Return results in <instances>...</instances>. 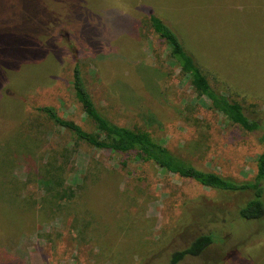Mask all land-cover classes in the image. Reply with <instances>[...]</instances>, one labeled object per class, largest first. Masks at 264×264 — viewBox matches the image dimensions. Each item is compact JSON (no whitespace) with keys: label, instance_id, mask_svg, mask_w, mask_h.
<instances>
[{"label":"rangeland","instance_id":"rangeland-1","mask_svg":"<svg viewBox=\"0 0 264 264\" xmlns=\"http://www.w3.org/2000/svg\"><path fill=\"white\" fill-rule=\"evenodd\" d=\"M151 11L264 128V0H0V264H171L210 232L215 242L178 264H264V219L237 215L247 194L104 153L39 110L95 129L73 88L79 62L114 122L149 131L200 169L253 180L263 129L211 108L154 32ZM58 181L70 190L53 199ZM198 203L211 216L183 226Z\"/></svg>","mask_w":264,"mask_h":264},{"label":"trees","instance_id":"trees-1","mask_svg":"<svg viewBox=\"0 0 264 264\" xmlns=\"http://www.w3.org/2000/svg\"><path fill=\"white\" fill-rule=\"evenodd\" d=\"M149 21L154 32L168 44L170 55L181 68V71L190 76L191 84L197 93L210 100L211 108L222 113L231 122L247 131L256 132L263 129L260 139L264 142L262 120L259 117H251L242 106L234 102L228 95L214 88L194 55L186 48L179 32L153 11L149 14ZM72 72L75 96L87 117L95 124V129L87 130L75 121L62 117L53 106L40 107L39 110L55 125L69 130L79 141H83L104 153L128 155L137 162H154L169 172L192 178L200 184L227 196L247 194L248 197L237 207L238 217L244 221L264 219V151L258 157L257 173L251 181L239 182L217 172L200 169L173 153L165 144L155 139L149 131L139 127L131 128L120 125L104 115L98 109L86 85L79 62L74 63ZM57 184L56 187L49 189L53 193V199H58L59 196L70 190V187L67 188L64 182L58 181ZM227 201L230 202V200ZM202 204L198 203L197 206L186 211L185 218L182 220L183 226H188L191 223L192 216L194 218L199 216L200 219L205 215L211 216V213H208V207H205L204 203ZM215 239L216 235L213 232L198 235L188 247L172 253L170 263L178 264L186 257L199 256L215 242ZM165 243L158 247L157 252L169 244V242ZM231 251L228 252V258H230Z\"/></svg>","mask_w":264,"mask_h":264}]
</instances>
